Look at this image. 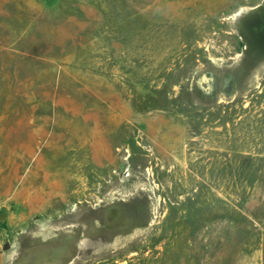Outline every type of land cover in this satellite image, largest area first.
Returning <instances> with one entry per match:
<instances>
[{
	"label": "rangeland",
	"instance_id": "374dc122",
	"mask_svg": "<svg viewBox=\"0 0 264 264\" xmlns=\"http://www.w3.org/2000/svg\"><path fill=\"white\" fill-rule=\"evenodd\" d=\"M0 264H264V0H0Z\"/></svg>",
	"mask_w": 264,
	"mask_h": 264
}]
</instances>
